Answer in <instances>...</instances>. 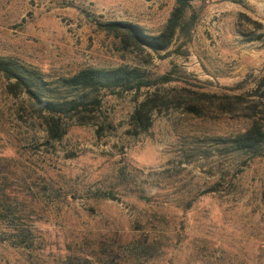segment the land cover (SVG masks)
Listing matches in <instances>:
<instances>
[{
	"label": "rangeland",
	"instance_id": "obj_1",
	"mask_svg": "<svg viewBox=\"0 0 264 264\" xmlns=\"http://www.w3.org/2000/svg\"><path fill=\"white\" fill-rule=\"evenodd\" d=\"M174 4L0 0V58L86 104L62 115L53 140L0 73V264H264V144H231L264 118V0L192 2V29L159 53L100 26L157 35ZM121 66L172 80L63 91L80 70ZM144 100L165 104L137 131Z\"/></svg>",
	"mask_w": 264,
	"mask_h": 264
},
{
	"label": "trees",
	"instance_id": "obj_2",
	"mask_svg": "<svg viewBox=\"0 0 264 264\" xmlns=\"http://www.w3.org/2000/svg\"><path fill=\"white\" fill-rule=\"evenodd\" d=\"M194 1L197 0H175L164 29L157 35H148L141 27L130 23L114 22L100 26L104 31L118 35L125 45L159 53L166 51L176 36H183L190 32L194 24V17L192 15L189 20H186L185 14ZM0 73L5 80L12 82L10 87L20 89L26 94L38 114H43L47 132L53 140L61 138L62 132L58 123L62 115L67 110L71 113L78 110L79 106L86 105L77 101H67L61 96V93L54 96L50 90L37 85L36 77L30 71L12 61L0 58ZM169 74L153 80L144 76L137 68L126 66L110 69L87 68L78 71L71 77L62 79V87L63 91L80 89L93 93L109 91L120 94L148 88L154 82L168 83L172 80ZM41 85H43L42 81ZM58 91L61 92V89ZM163 104H165L164 101H141L131 116V123L135 129L145 131L150 126L153 112ZM69 105L71 107L67 108ZM251 118L250 126L231 141L236 151L253 150L264 144V118L256 115H252Z\"/></svg>",
	"mask_w": 264,
	"mask_h": 264
}]
</instances>
